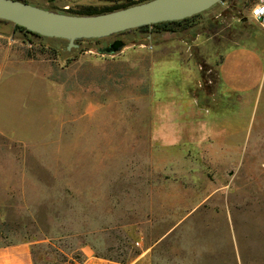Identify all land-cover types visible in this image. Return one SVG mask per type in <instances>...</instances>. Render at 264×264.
Segmentation results:
<instances>
[{"label": "rangeland", "instance_id": "1", "mask_svg": "<svg viewBox=\"0 0 264 264\" xmlns=\"http://www.w3.org/2000/svg\"><path fill=\"white\" fill-rule=\"evenodd\" d=\"M22 1L65 13L127 0ZM257 1L70 51L18 30L0 39V246L30 243L35 264L79 263L83 247L120 264L147 248L154 264H264ZM167 109L188 123L170 145Z\"/></svg>", "mask_w": 264, "mask_h": 264}, {"label": "water", "instance_id": "2", "mask_svg": "<svg viewBox=\"0 0 264 264\" xmlns=\"http://www.w3.org/2000/svg\"><path fill=\"white\" fill-rule=\"evenodd\" d=\"M223 0H150L109 13L78 16L49 11L16 0H0V21L24 28L40 37L67 42L66 50L76 49L77 41L99 40L129 30L159 23L176 22L201 14ZM243 21H247L244 18ZM120 46L117 51H120ZM114 53L112 46L99 51Z\"/></svg>", "mask_w": 264, "mask_h": 264}, {"label": "crops", "instance_id": "3", "mask_svg": "<svg viewBox=\"0 0 264 264\" xmlns=\"http://www.w3.org/2000/svg\"><path fill=\"white\" fill-rule=\"evenodd\" d=\"M16 34L17 32L15 31L13 24L5 21H0L1 40L7 39L8 37L10 40L13 41L14 40L13 38L16 36ZM233 46L238 48L241 45L236 44ZM234 52L237 54L245 53L244 50L242 49ZM252 54L251 56H254V54L253 55ZM226 61L227 58L225 57L224 59V56L222 55L220 63L216 65L219 82H220L221 68L223 66V63ZM255 76L257 77L258 80L263 79L264 63L261 66V70L260 71L257 70ZM165 112H167V114L163 115V122L161 125V132L163 134L162 140L163 142L166 141L169 142V144L166 145H170L176 143L177 142L176 140L177 139L179 140L180 139L179 137H182L181 128L182 126L187 127L188 123H183L181 120H179V115L176 113L174 114L173 110L167 109V111ZM166 116H168L167 120L165 119ZM81 255H82V261L79 262L78 264H120L118 262L110 260L107 257L96 255L89 247L81 248ZM0 264H35L30 243H27L25 241H20L11 245H5L0 247ZM128 264H154V256L152 255V250H150V248L145 249L144 251L136 255Z\"/></svg>", "mask_w": 264, "mask_h": 264}, {"label": "trees", "instance_id": "4", "mask_svg": "<svg viewBox=\"0 0 264 264\" xmlns=\"http://www.w3.org/2000/svg\"><path fill=\"white\" fill-rule=\"evenodd\" d=\"M16 1H21V2H25L22 0H16ZM150 0H143V1H139V2H131L130 0H127L126 2H123L121 4H116L114 6L111 7H104V8H96V7H86L83 8L82 10H80L79 12H72V11H65V13L67 14H71V15H78V16H93V15H99V14H104V13H109V12H113L116 10H120V9H124L133 5H137V4H141L144 2H147ZM27 3V2H25ZM46 10L51 11V9L46 8ZM198 15H195L191 18H187L181 21H176V22H166V23H159V24H155V25H151V26H145V27H141L139 29H137L140 32H144L146 34H161V33H175V32H179V31H184L187 30L188 28H190L191 26H189L190 23H192L197 17ZM14 29L17 31L22 32L23 34L26 35H32V36H36V37H40L37 36L35 34H32L28 31H26L24 28L18 27V26H14ZM106 39V38H105ZM102 40V39H101ZM83 41H100V40H81V41H77L76 44L79 45L81 42ZM112 48L114 51H117V49L123 45L120 42H115L112 45ZM4 226L3 224H0V228L2 229ZM9 228V227H7ZM0 235H1V230H0ZM1 239V238H0ZM2 247V246H0Z\"/></svg>", "mask_w": 264, "mask_h": 264}, {"label": "built area", "instance_id": "5", "mask_svg": "<svg viewBox=\"0 0 264 264\" xmlns=\"http://www.w3.org/2000/svg\"><path fill=\"white\" fill-rule=\"evenodd\" d=\"M249 17L257 23L264 22V2L263 1L260 0L252 4V6L249 8Z\"/></svg>", "mask_w": 264, "mask_h": 264}]
</instances>
